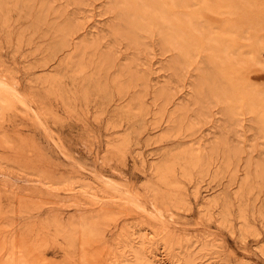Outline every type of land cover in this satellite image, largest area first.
<instances>
[{"label": "rangeland", "instance_id": "1", "mask_svg": "<svg viewBox=\"0 0 264 264\" xmlns=\"http://www.w3.org/2000/svg\"><path fill=\"white\" fill-rule=\"evenodd\" d=\"M53 1L61 3L69 12L86 14L84 27L98 29L102 32L99 35L109 36L107 25L111 16L103 12L101 0H84L86 4L79 6L80 10L73 4L72 9L68 7L70 2L66 5L63 0ZM198 1L210 6L209 0ZM198 1L187 0L186 3L183 0L185 6L181 11H192L188 13L203 25L221 29L224 14L214 8L215 12L202 8ZM259 1L264 3V0ZM256 5L248 9L250 16L264 12V8L260 10ZM11 10L13 8L8 12L9 23L4 24H8V32L11 31L8 33L7 26L3 25L4 29L0 24V73L10 72L17 82L19 95L0 119V241L6 240L0 242L4 243L0 260L8 253L16 259H26L30 254L28 261L36 264H141L136 253L144 235L153 243L145 242L147 246L159 248L165 264H264V189L257 188L260 179H254V188L243 197V204L235 194L247 162L254 161L252 164L256 165L264 161V134L258 124L255 125L251 113L243 112V107L238 109L241 113L235 112L231 119L225 114V104L213 99L208 103L209 97L202 104L208 116H199L190 91V82L196 75L194 69H202L199 62L207 59V51L203 50L207 47L203 44L208 31L198 36L201 38L196 58L185 66L186 71L183 69L180 76L183 79L170 74L167 65L173 53H163L155 37L141 33V38L146 36L144 46L132 56V50L126 51L124 43H120L119 55H116L121 62L127 63L135 57L140 67L150 69L147 78L150 77L151 87L166 85L174 91L173 102L161 114H154L156 105L153 106L152 95L147 93V113L130 117L121 114L119 108L124 103H120L112 89L114 96L108 99L90 88L87 101L73 93L71 103L65 104L59 95L47 93L42 71L56 68L58 64L55 58L50 59L46 50L47 40L42 36L45 26L34 32L29 20ZM239 11L248 12L247 9ZM107 36L105 40L109 43ZM239 39L241 42L232 41L234 56L239 52L237 46L242 45V49L246 43V48L250 44V39ZM219 63L215 65H221ZM211 66L214 65L209 63L205 68ZM236 73L233 72V76H237V80L252 87V94L258 92L257 96L260 93L259 97L264 99V70H240L241 77ZM63 80L68 89L76 91L69 79L64 77ZM156 102L161 104L160 100ZM173 103L183 106L179 111L187 113L186 123L191 122L185 124H192L194 128L166 130L168 113L176 108ZM197 141L205 145L218 141L220 161H224L226 146L237 147V155L230 157L237 161L234 175L220 174L218 161L203 173L191 170L187 177L175 165L172 171L179 180L181 193L163 185L151 169L166 155L173 156L179 148ZM47 182H52L53 187ZM109 185H112L111 190ZM204 195L211 196L209 205L201 203ZM153 203L160 206L161 212L156 213ZM240 209L245 211L247 227L242 225ZM57 217L63 224L89 221L102 231L103 237L101 241L83 243L81 237H77L78 232L77 238L68 237L69 241L73 240L68 242L54 227ZM188 242L193 243L191 247Z\"/></svg>", "mask_w": 264, "mask_h": 264}, {"label": "bare ground", "instance_id": "2", "mask_svg": "<svg viewBox=\"0 0 264 264\" xmlns=\"http://www.w3.org/2000/svg\"><path fill=\"white\" fill-rule=\"evenodd\" d=\"M86 1L63 0V3L68 5L70 2L68 7L73 4L75 7H78L76 10H80L79 6H84ZM101 1L103 3V12L111 16V21L107 25L109 36L104 34L99 35L101 31L98 29L92 30L87 28L88 26L84 27L86 14L85 16H82L79 15V11L76 13L69 12L66 7L60 5L61 3L55 4L53 0H0L1 26H3L5 22L9 23L7 21L10 17L8 12H10V9L12 8L13 10L11 11H17L19 17H24L29 20V24L34 32L39 31L40 26H45L46 31L44 34L42 33V36L46 37L47 40L45 45V47H47L46 50L49 53L50 59L52 60L55 58L58 64V66L53 69L46 66L48 68H44L42 71V79L48 87L46 91L47 93L49 92L51 94L55 93L56 95H59L65 104L71 103V98H74L73 95L76 93L83 101H87L90 88L97 95L108 99L111 95L110 89H112L114 94L118 97V100L121 101L120 103H124L119 108L121 114L124 113L130 117H139L147 113L148 105L145 97L146 94L149 93L152 95L150 98L153 106L156 105L154 114H161L163 109H165L170 102H173V89L168 88L166 85L151 87L148 82L150 81V77L147 78L150 69L144 65L145 63H142V65L146 66L145 68L140 67L135 57H131L127 63L121 62L122 60H120V57L116 55L119 53L120 43H124L123 45H125L126 51L127 49L129 52L132 50L130 53L132 56V54L135 53L134 51H138L139 53L144 46L143 41L146 36L141 38V33H147L149 35L148 37H151L152 39L155 37V40H157L156 43L159 44L163 53H173L171 61L167 65L168 71L170 74L172 73L173 76L175 75L176 78L183 79L180 77L183 69L185 66L188 67V63L196 58L195 55L199 48L198 40L201 38L198 36L207 30L209 36L204 40L206 42L203 44L204 46L206 45L205 47L207 48L203 50L207 51L206 58L208 59V63H205L207 59H204L205 62L204 60L202 62L200 59L201 61L199 63H201L203 67L202 69H199L200 67L196 69L193 68L196 71V75H194L196 79L193 76L194 79L190 82L192 85L190 91L191 94H193L194 100L197 104V110L199 111L197 114L206 117L207 114L205 110L207 108H204L202 104H204L203 100L207 102L206 99L208 100L209 98L208 103H211L212 99L217 101V103L219 102L221 105L224 103V107L227 108L225 114L228 118L231 117V119L233 114L235 112L239 113L240 110L238 109L241 107L242 110L243 107V112L245 113L246 111L247 114L248 112L249 114L251 113L250 115L255 118V125L258 124L259 128L262 130L260 131L264 134V109H261V107H264L262 106L263 97H259L260 93L259 96H257L258 92L255 91V94H252V87L246 84L244 85L243 81L236 79L237 76H233V72L236 71V74L240 76V70L245 71L256 68L264 70V12L253 17L250 16V11H248L252 6L256 5V2L259 3L256 7L261 10L264 8L263 2H260L259 0H209L210 6H208L209 4H206L205 1L200 3L197 0L202 8L210 9L212 12H215L214 9H216L219 14H224V20L222 19L223 21L221 20L220 23L221 29L219 27V29L216 30L212 25H203L202 22L194 17V15L188 13L189 10H187L186 13L183 12V9L181 11L180 8L185 6L182 4L183 0ZM186 3H188L187 0ZM195 3H197L196 0ZM89 4L90 3H88V5ZM75 7L73 6V8ZM86 8L87 7H85V9ZM239 9H247L248 12H241ZM196 10H198V8ZM189 12L191 13L192 11ZM7 25L8 24H6V26ZM7 27V30L5 31L8 32L10 26ZM98 27L100 26L98 25ZM101 27L100 29L102 30ZM10 31L11 30H9V32ZM105 36H107L108 39L110 38L108 40V42L110 41L109 43L105 40ZM239 38H245L244 40H246V38L248 40L250 39V44L246 48L247 43L245 42L246 45L244 46L245 48L243 47L244 49H241L242 45H239V48L237 46L239 52L234 56L233 53H231V50H233L231 46L234 45L232 41H240ZM147 43L150 42L147 41ZM138 53H135V55ZM202 58H204V56H202ZM216 62H220L221 65H215ZM203 63L205 65L211 63V65L214 66L205 68ZM203 68L205 69L203 70ZM184 71L186 70L184 69ZM64 77L69 79L71 84L75 85L76 91L72 89V92L71 89L66 87V82L63 80ZM241 83L243 85H241ZM248 86L251 91L247 88ZM149 88H152V90ZM18 95L17 82L11 76L9 71H2V73H0V119L3 111L6 108L12 107L11 105H13L14 98L18 97ZM112 96L114 95H111V97ZM158 100L161 101V104L156 102ZM240 100L244 102H239L238 104V101ZM172 106H175L176 108L168 113V126L166 127V130L173 132L180 131L185 127L188 130L194 128L192 124L189 126L186 125L191 122L188 121V123H186L185 119H187V113L179 111L183 106L181 107L174 103ZM259 106H261L260 109H256ZM204 111L205 114H203ZM139 120H141V118ZM137 123L138 124L135 125L138 126L139 122ZM184 124L186 126H184ZM219 146H221V144L219 145L218 141H215L214 143L210 142L207 145L198 143V141L192 142L188 147H183L182 149L179 148L173 156H169L170 154L166 155L161 159L160 164H157V166L155 165L151 170L158 174V179L163 185L172 188L174 191L179 190V193H181L179 189V180L173 175L172 171L175 165L179 166L182 170V175L187 177L190 176L191 170L203 173L208 169L210 164L214 163V161L218 164V161L220 163V174L232 177L234 175L233 168H235L237 161L230 157L237 155V151L235 150L237 147L230 145L229 147L226 146L225 148L227 149L224 150V161H220ZM111 147L117 148L118 146L111 145ZM231 147L234 149H231ZM117 149H119V147ZM239 150L241 151V149ZM253 162L250 160L247 162L242 179L239 182L235 193L240 200L242 199V201L239 200L242 204L244 201L243 197L248 195V193L254 188V179H260L259 183L261 184H258L259 186H257V188L260 187L264 189V161H259L261 163L258 162L256 165H253ZM252 168L253 172L251 173ZM48 183H51L48 185L49 187H53L51 186L53 185L52 182H47V184ZM86 185L89 186V183L86 182ZM111 188L112 185H109L110 190ZM209 195L201 197V203L203 205H209L211 202L212 199ZM92 196L94 198L97 197L95 195ZM153 206L156 209V213L161 212V208L158 204L153 203ZM239 217L242 220L243 227H247L249 222L244 210L240 209ZM54 227L57 232H61L67 241L71 243L78 237V235L81 237L83 243L86 241H91V243L101 241L103 237L102 231H100L95 224L93 225L92 223H89V221L63 224L59 217H57V219L54 220ZM78 232L79 234H77ZM76 234L77 237L75 238ZM68 237L71 239L72 237L74 238L72 241H69ZM140 240L141 246L136 253V258L141 264H165L160 256L161 253L159 252V248L147 246L148 243L153 245V243L149 241L151 240L150 238L143 235ZM145 242H147V244H145ZM73 243H75V241ZM68 244L73 246V244ZM68 244L67 246L69 247ZM192 244L193 243H189V246L191 247ZM3 247L4 243H1L0 252ZM17 250L19 249L17 248ZM22 251H24V248ZM157 251L158 253H156ZM27 254L28 253H26V255ZM29 255L30 254H28V256ZM28 256L26 259H16L11 254L7 253L5 254V257L3 256L4 258H1L0 264H36V262H33L32 260L28 261ZM216 263L217 262H214V264Z\"/></svg>", "mask_w": 264, "mask_h": 264}]
</instances>
